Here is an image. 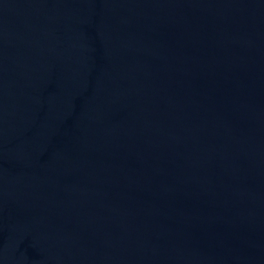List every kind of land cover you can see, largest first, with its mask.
<instances>
[{"label": "water", "instance_id": "95a60500", "mask_svg": "<svg viewBox=\"0 0 264 264\" xmlns=\"http://www.w3.org/2000/svg\"><path fill=\"white\" fill-rule=\"evenodd\" d=\"M0 264H264V0H0Z\"/></svg>", "mask_w": 264, "mask_h": 264}]
</instances>
